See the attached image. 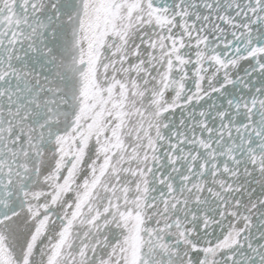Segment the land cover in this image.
Returning <instances> with one entry per match:
<instances>
[{"label": "snow or ice", "instance_id": "6c2138e0", "mask_svg": "<svg viewBox=\"0 0 264 264\" xmlns=\"http://www.w3.org/2000/svg\"><path fill=\"white\" fill-rule=\"evenodd\" d=\"M0 264H264V0H0Z\"/></svg>", "mask_w": 264, "mask_h": 264}]
</instances>
